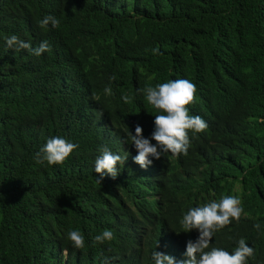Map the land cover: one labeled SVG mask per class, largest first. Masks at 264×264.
<instances>
[{
    "label": "trees",
    "instance_id": "trees-1",
    "mask_svg": "<svg viewBox=\"0 0 264 264\" xmlns=\"http://www.w3.org/2000/svg\"><path fill=\"white\" fill-rule=\"evenodd\" d=\"M87 1L0 0V264H154L160 241L175 252L177 236L198 238L180 223L190 204L229 195L244 212L210 247L231 253L244 239L247 264H264V0H137L111 20ZM48 15L57 27H40ZM12 34L51 51L9 48ZM176 79L196 85L188 110L209 128L199 165L162 201L141 199L126 160L98 185L100 148L123 156L128 131L139 124L150 138L161 114L137 90ZM57 136L79 147L62 164L37 163ZM105 229L114 238L96 243Z\"/></svg>",
    "mask_w": 264,
    "mask_h": 264
},
{
    "label": "clouds",
    "instance_id": "clouds-1",
    "mask_svg": "<svg viewBox=\"0 0 264 264\" xmlns=\"http://www.w3.org/2000/svg\"><path fill=\"white\" fill-rule=\"evenodd\" d=\"M136 1L88 0L85 7L89 9L91 16L99 15L111 20L115 10L132 8ZM59 23L56 17L48 15L40 21V27L44 28L51 24L55 28ZM6 44L17 51L29 50L37 57L51 51L48 41H43L38 47L32 48L29 42L15 34L6 38ZM104 91L108 95L113 94L111 86L105 87ZM137 91L161 113L155 116L151 137H143V129L137 124L134 135L128 131L131 142L122 145L123 156L112 153L107 147H101L100 155L94 163V170L99 175V179L95 181L101 185L104 174L115 179L120 174L117 165H123L126 160L131 165L129 169L137 176L140 194L144 197L141 199L162 201L163 195L169 192L172 182L178 175H185L199 165L202 148L200 136L209 128L200 116H194L192 111L188 110V106L195 102L197 93V87L192 81L169 80L156 87H146ZM121 98L125 102L129 100L127 95ZM78 147L77 144L62 137L49 138L35 154L36 162L48 165L62 164ZM190 205L192 208L183 215L180 223L185 233L197 230L198 238L193 242L177 236L178 248L175 252L164 250L170 239L160 241V252L152 253L154 264H247V258L254 255V249L248 246L244 239L238 241V246L231 253L222 248L210 247L215 232L228 226L233 220L239 221L241 218L244 209L239 197L229 195L223 196L218 202ZM260 227L258 223L254 225L257 230ZM113 238V231L105 229L94 237V241L104 243ZM68 239L76 249L85 246L84 236L79 230L70 231Z\"/></svg>",
    "mask_w": 264,
    "mask_h": 264
}]
</instances>
